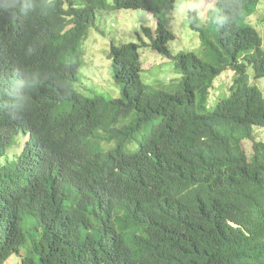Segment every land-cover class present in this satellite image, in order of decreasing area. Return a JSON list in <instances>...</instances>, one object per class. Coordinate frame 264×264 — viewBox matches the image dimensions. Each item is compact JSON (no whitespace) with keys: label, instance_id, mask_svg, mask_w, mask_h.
<instances>
[{"label":"trees","instance_id":"trees-1","mask_svg":"<svg viewBox=\"0 0 264 264\" xmlns=\"http://www.w3.org/2000/svg\"><path fill=\"white\" fill-rule=\"evenodd\" d=\"M174 1L0 0V96L14 86L18 108L0 106V148L25 122L55 156L45 169L0 161V263L23 251L21 264H264V142L250 161L240 146L264 126L263 93L247 81L248 66L264 77L262 37L242 21L258 0H215L207 25L190 14L204 50L171 56ZM122 8L157 18L153 33L144 28L150 42L111 45L120 98L82 96L87 29L98 10ZM145 45L175 60L179 82L143 84ZM227 67L229 91L210 105ZM149 121L156 128L126 151ZM163 151L174 169L154 168Z\"/></svg>","mask_w":264,"mask_h":264},{"label":"rangeland","instance_id":"rangeland-1","mask_svg":"<svg viewBox=\"0 0 264 264\" xmlns=\"http://www.w3.org/2000/svg\"><path fill=\"white\" fill-rule=\"evenodd\" d=\"M212 5V0H176L169 13L168 21L169 28L175 35L174 39L169 42V48L173 55L181 50L200 53L201 43L198 34L188 24L190 11H198L197 16L201 20L207 19L210 16L207 11L211 9ZM245 16L242 21L250 23L259 31L264 49V0L260 1L255 12ZM155 23L152 14L141 9H119L109 12L98 10L94 23L89 26V36L84 44L82 64L79 68L83 78L76 83L77 89L85 97L98 94L106 98L117 96L120 93V84L113 79V69L109 57L111 41L116 43L138 42V34L141 33L142 39L150 42L141 27L145 25L153 29ZM139 52L143 67L141 78L146 84L152 86L151 83L155 80L163 83H177L181 80V74L174 67L173 58L159 54L151 46L142 47ZM247 72L250 83L257 85L264 96V77L254 78L252 68H248ZM232 73V71L221 73L223 77L216 81H221L223 87L219 88L218 92H228L229 83L233 81ZM254 137L264 141V127H255ZM243 147L249 154L251 141L244 140ZM15 256L13 254L9 258L12 259ZM18 262L11 261L8 264H18Z\"/></svg>","mask_w":264,"mask_h":264},{"label":"clouds","instance_id":"clouds-1","mask_svg":"<svg viewBox=\"0 0 264 264\" xmlns=\"http://www.w3.org/2000/svg\"><path fill=\"white\" fill-rule=\"evenodd\" d=\"M212 1H213L212 7H211V9L209 11H207V14H209L210 16H211L212 12L215 9V0H212ZM260 1L261 0H258L257 6L260 3ZM175 2H176V0L174 1V3ZM257 6L254 9V11H252L249 14H247L245 17H247V16L251 15L253 12H255L256 9H257ZM122 9H140V8H122ZM117 10H119V9H117ZM141 10H144V9H141ZM144 11H147V10H144ZM147 12H149V11H147ZM149 13L152 14L151 12H149ZM169 13L167 12V14H166V16H167V29L173 35V39H174L175 35L170 30L169 24H168V21H169ZM195 13L197 14L198 11H195V12L190 11V14H195ZM152 16H153V14H152ZM210 16L207 19L206 18H203L202 20L199 18L200 19L199 21L201 23H199V22H193V23L194 24H198V25H202V24L207 25L209 23L215 22L216 20L210 18ZM154 19H155V22H156L155 23V26H156L158 21H157V18L156 17H154ZM191 21H192V19H189L188 24H189L190 27H191L190 24H192ZM248 24H250V23H248ZM147 27L151 28L150 26H145L144 25V26L141 27V29L144 30V28H147ZM154 29H155V27L153 29H151L152 33H153ZM191 29L194 30L195 32H197L198 37L200 39L199 31H197L193 26L191 27ZM145 33H146V31H145ZM146 35L148 36L147 33H146ZM88 36H89V27L87 29L86 37H85V39L83 41V46H82L83 50H84V44H85L86 40L88 39ZM138 36H141L142 37V34L139 33ZM153 36H154V34H153ZM173 39H171V40H173ZM171 40L168 41L167 48L169 49V54H171V56H174L172 54L170 48H169V42ZM132 42H135V41H132ZM262 42H263V39H262ZM137 43H140V41L138 40ZM200 43H201V49L199 48V52L200 53H196L194 51H192V52H194L196 54H199V55L202 54L204 48H203L201 39H200ZM112 44H120V43H116L115 41L112 40L111 43H110L109 52H110V48H111V45ZM147 46L148 45L140 46L138 48L139 58H140V52H139L140 48L147 47ZM154 50L157 51L156 48H154ZM185 51H189V50H185ZM157 52L159 53V51H157ZM159 54H161V53H159ZM163 56H165V55H163ZM165 57H168V56H165ZM82 58H83V56H82ZM168 58H171V57H168ZM174 64H175V60H174ZM140 68H141V71H140V76H141V72H142V69H143L141 59H140ZM248 68H252V67L251 66H248ZM112 69L114 70V68H112ZM223 71H225V72L232 71L233 72L231 74L232 78L236 74V71L233 68H231V67H227ZM114 75L115 74L113 72V79H114ZM253 75L255 76L254 69H253ZM219 76H217V77H219ZM222 77L223 76L221 75L219 78H217V79L215 78L213 80V86L210 87V89H209V97H208V99H209V104L210 105H214V103L218 99V96L219 95H222L223 93L224 94H227V92H218V89L223 87V83L221 81H216V80H219ZM141 80H142V78H141ZM114 81L116 83L120 84L119 83L120 81H116L115 79H114ZM247 81H248L249 84H251L250 81H249V76H248ZM142 82H143L144 85H146V87H149V89H151L152 91H156V90H160V89L165 90V88L167 86L173 84V83H163V82H159V81H156L155 80V81H153L151 83L152 84V86H151V85L146 84L143 80H142ZM231 84L232 83H229V86H228L227 91H229V88H230ZM253 85H255V84H253ZM5 87L7 89L6 90L7 96L6 97H1L0 96V106L1 105H4L5 106V111H10V110L18 109L17 108V104H16L15 100L13 99V93L15 91L14 86H10V85L7 84V85H5ZM120 88H121V85H120ZM82 96H84V95L82 94ZM93 96L94 97H99V96H103V95L98 94V95H93ZM103 97L106 98L105 96H103ZM120 97L121 96H120V93H119L115 97H110V98H106V99L113 100V99H117V98H120ZM263 99H264V96H263ZM3 114L0 117V128L3 127ZM255 127H264V126H262V125H253V127H252V129L250 131L251 132V138H243V139L240 140V146H241V148L243 149V151L245 153L244 156L246 157V160L247 161H250L252 159L253 155H254L253 144L255 142H264L263 140H257V139H255V137H254ZM155 128L156 127L150 121L147 122L146 124H144L138 130V133L136 134V140L126 142L125 145H123L124 148H125V150L128 151V152H133L138 147V144L140 143V141L144 137L148 136L150 134V132L152 130H154ZM3 130H6V129H3ZM244 140L251 141V151H250L249 154L245 151V148L243 147V141ZM113 143L116 144L115 141H113ZM48 155L55 157L54 154H53L52 149L50 148V146L48 145V143L46 144L45 140L41 137V135L39 134V132L37 131V129L36 130L31 129L30 126L27 123H25V122H16V123H13L11 125V129H10V132H9V140L5 143L4 146H2L0 148V161H2V164L3 163H16L17 164L20 161L22 167L24 168V170L33 169L34 166H36V165H38L40 168L45 169V160H44V157L45 156H48ZM154 168H156V169L157 168L158 169H166V170L174 169L175 168V165H174V161H173L172 156L170 154L166 153L165 151L161 152L159 154L158 158H157V162H156V165H155ZM7 171L11 172V170H9V169ZM137 187L140 188V189H142V190H144V180L141 181V182H139L137 184ZM114 198L116 199L117 196H115ZM115 204L117 206V203H115ZM231 224L234 225V223H231ZM13 254L16 255L15 258H12V259L9 258ZM13 254H11L6 260H4L0 264H4V263L5 264H8L11 261H19L18 264H21V257H22L23 251L21 253H13Z\"/></svg>","mask_w":264,"mask_h":264}]
</instances>
